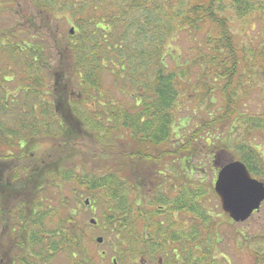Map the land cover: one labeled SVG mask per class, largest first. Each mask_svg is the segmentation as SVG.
Segmentation results:
<instances>
[{
    "label": "trees",
    "instance_id": "1",
    "mask_svg": "<svg viewBox=\"0 0 264 264\" xmlns=\"http://www.w3.org/2000/svg\"><path fill=\"white\" fill-rule=\"evenodd\" d=\"M33 1L36 12L24 15L22 27L14 25L18 34L22 32L28 39L11 30L0 33V45L8 46L3 49L5 56L22 66L25 75L19 87L30 101L24 98L26 105H19L25 111L15 114L20 132L18 139L14 138L17 141L8 139L5 154H0L1 159L14 163L9 169L14 172V181L4 192L21 190L28 182L32 186L35 167L44 170L47 158L32 160L25 153V143L34 138L65 136L75 140L81 131L97 136L101 132L116 134L115 141L119 144L120 140L121 146L105 150L104 164L77 179L79 185L87 187L92 203L101 196L105 212L102 228L111 240L112 253L119 262L128 255L130 260L143 257L152 261L163 255V264H209L214 256L202 237L213 219L201 206L202 181L192 176L195 166L206 162L199 157L212 154L215 160L217 154L232 147L238 152L237 159L264 182V153L249 139L254 131L264 133V113L250 116L238 108L236 93L243 84L240 64L245 68L249 64L227 28L221 0ZM239 1L232 0L237 9ZM250 1L243 0L247 5ZM56 12L70 25L65 35L52 23ZM180 30L189 34V65L176 63L185 54L177 43ZM177 50L182 55L176 54ZM53 55L54 62L50 63ZM258 59L263 60L259 72L264 80V48L252 57ZM2 74L10 77L9 72ZM45 74L53 81L50 109L42 98ZM104 75L111 80V91L103 85ZM124 103L126 110L122 111L120 105ZM29 123L37 127L31 131L44 130L50 124L56 129L27 135ZM237 130L247 134L243 141H231L230 135ZM54 146L58 150L59 144ZM46 152L50 160H56L51 156L52 148ZM167 163L175 164L178 179L175 176L172 187L163 186L152 202H147L143 197L165 183ZM21 165L23 174L17 177L16 167ZM175 212L192 215L187 218L191 227L180 224L173 216ZM55 215L59 216L60 240L46 244V253L30 254L27 264H47L48 252L61 247L80 253L79 225L74 219L61 218L59 211ZM135 221L140 224L136 229ZM176 226L180 234L173 233ZM252 257L254 264H264V254L256 257L254 253ZM82 261L83 257L77 263L84 264Z\"/></svg>",
    "mask_w": 264,
    "mask_h": 264
},
{
    "label": "rangeland",
    "instance_id": "2",
    "mask_svg": "<svg viewBox=\"0 0 264 264\" xmlns=\"http://www.w3.org/2000/svg\"><path fill=\"white\" fill-rule=\"evenodd\" d=\"M239 3V9L236 8V3H233L232 0H221L219 4L221 9H225L224 15L227 16V28L230 34L236 41L238 50L245 54V60L249 64V67L246 68L244 63L240 64L243 84L237 89L236 101L242 112H246L250 116L253 114L260 115L264 113V80L259 72L263 60L254 61L252 57L264 48V0H251V5L245 4L243 0H240ZM16 5L17 0H12L11 5H8L7 12L0 10V30H2L0 33L1 35L3 32L8 34L11 30L15 31L18 37L25 36L28 39L27 35L24 34L23 36L22 32L19 35L14 26L18 23L17 25L22 27L25 24V19H21L15 14ZM3 6L0 1V8L2 9ZM30 13L31 8H29L28 14ZM59 17L60 15L57 13L56 20H52V23L54 27L57 25L56 31L59 34L65 35L70 25L65 21L63 22ZM180 32L177 43L180 44L181 50L185 51V54L182 55V52L177 50L176 54L179 53L182 56L181 59L176 60V63L189 65L190 61L188 60L191 58L188 51L191 48L189 34L185 30H180ZM26 42L28 43V40ZM4 47L7 49L8 46L0 45V154H5V150L8 148L6 147L8 139L16 142L17 140L14 138L20 135L17 127L18 123L14 118L17 116L15 115L16 112L21 114L25 111V107H20L19 104L26 105L24 98L27 99L28 103L30 102L29 96L27 95V97L19 87L25 75L22 72V66H19V63L15 64L13 60L5 56L3 53ZM54 56L49 61L50 63L54 62ZM3 71L9 72L11 78L3 75ZM44 80L47 81L44 88L45 94L42 98L45 103L47 102L49 108L51 103L49 92L53 81L48 74L44 75ZM103 85L106 88L109 87L110 91L112 90L108 75L103 76ZM109 93L111 94V92ZM120 107L122 111L126 110L125 103L121 104ZM26 117L28 119L29 114H26ZM191 120H193L192 115ZM26 126L25 132L27 135L38 131L45 133L48 128L52 133L56 129V125L51 126V124L44 130L39 128L35 131H31L37 128L33 127L31 123H29V126L26 124ZM77 133L80 134V131H77ZM263 135L264 133L261 131H254L249 139L259 146L258 150L264 153ZM245 136H247L245 132L242 133L238 130L230 135L231 141L234 140V142L239 141L238 139L243 141ZM115 140L116 134L104 135L101 132V136H97L96 133L90 131H81V136L77 135L75 140H68L65 136L56 137V139L34 138L31 142L25 143L28 145L25 153L28 157H32V160L47 158L44 159V170L43 168L40 170L39 166L35 167L36 177L33 179V187L29 186L28 182L25 188L8 192H4V189L11 187L14 181V172L9 171L14 163L7 160V158L1 159L0 156V260L3 263L9 264L11 259L14 264H27L26 262L29 261L28 256L32 257L30 254L38 255L44 251L46 253V249H48L46 244L50 245L52 242L59 241L61 238V235L60 238L57 236L59 230L57 218L59 216L56 218L55 215L59 211L61 218L74 219L73 223L79 225L80 231H82V237L79 239L81 249L80 253H69L62 247L57 251L48 252L50 257L47 264H78L77 261H80L81 257H83L82 263L84 264H112V257L117 259L118 264H129V255L123 257V261L119 262L118 257L111 251V240L105 237L102 228L105 212L103 213L102 204L100 203L101 196L98 195V201L96 200L95 204L92 203L87 187L79 185V182V184L77 183V179H81L86 173H91L104 164L106 160L105 150L114 151L121 146L120 140L119 144ZM234 142L233 144H235ZM57 143L59 144L58 150L54 146ZM108 145L113 147L111 148ZM23 147L21 152H24ZM48 147L52 148L51 156H54L56 160H50V154L46 152ZM12 150L15 152L14 149ZM237 154L238 152L231 147L229 151L221 152L217 157L218 163L215 165L225 163L232 158L237 159ZM205 156L202 155L199 158L202 162L206 160L207 163L197 164L192 176L202 181L204 195L200 198L201 206L206 208L213 219L208 223L207 233L202 238L207 247L210 248L211 255L214 256V260H210L209 264H212V262L213 264H254L255 257H252V254L256 253V257H261L264 254V202L259 210L244 222L235 223L231 221L221 210L219 199L214 191L212 193L217 171L212 163L213 155L209 154L207 158ZM16 168H18L17 177H20L23 174L22 165ZM164 171L167 174L164 179L165 183L160 187L158 185L154 193L150 192V197L147 195L143 197L147 202H152V197H155L163 186L165 188L172 187L174 177L176 176L178 179L180 175V172L176 171L174 163L172 165L167 163ZM86 198L90 199L89 205L84 204ZM59 205L64 208H59ZM144 205L148 209L146 202ZM158 206L155 205L154 207L157 209ZM168 208L165 206L163 209L167 211ZM173 216L177 218L180 224L184 222L188 225L187 218L192 215L175 212ZM91 219H94L96 223L90 224ZM190 225L188 226L191 227ZM138 226L140 227L138 221L133 222L134 229ZM65 229H68V227H65ZM173 233L180 234V229L176 226ZM213 233H216L217 236H212ZM98 236L103 238L101 244L95 242V238ZM102 251H106V255L103 257L100 254ZM176 252L178 253L179 249ZM160 257L163 264L166 261L163 255L155 256L152 264H158ZM181 257L183 256L181 255Z\"/></svg>",
    "mask_w": 264,
    "mask_h": 264
},
{
    "label": "water",
    "instance_id": "3",
    "mask_svg": "<svg viewBox=\"0 0 264 264\" xmlns=\"http://www.w3.org/2000/svg\"><path fill=\"white\" fill-rule=\"evenodd\" d=\"M213 190L222 211L234 222L247 220L264 201V182L252 177L245 164L239 160L220 165ZM88 203L89 200L85 199L84 204ZM90 223L95 224V220L91 219ZM96 242L101 243L102 237H97Z\"/></svg>",
    "mask_w": 264,
    "mask_h": 264
},
{
    "label": "flooded vegetation",
    "instance_id": "4",
    "mask_svg": "<svg viewBox=\"0 0 264 264\" xmlns=\"http://www.w3.org/2000/svg\"><path fill=\"white\" fill-rule=\"evenodd\" d=\"M0 1L4 5L2 7V9L0 8V10H2V12L3 11L7 12L8 11V5H11L12 0H0ZM29 8H31L32 13L36 12V4H35V2L33 0H17V5L15 7V14L18 15L21 19H24V15L28 13ZM40 12H41V10L38 11L37 14L39 15ZM18 13H20L21 15H19ZM25 22H26V20H25ZM228 161H226V162H228ZM222 164L215 165V168H217V170H218V168ZM158 208L162 209V207H160V206ZM174 253H175V250H174ZM100 254L103 257V256L106 255V251H102ZM111 263L112 264H118L116 258H113V257L111 258ZM0 264H7V263H3V261L0 260ZM9 264H14L11 259H10ZM129 264H152V259H146V258H143V257H138V258H136L134 260H130ZM158 264H162V259L161 258L158 259Z\"/></svg>",
    "mask_w": 264,
    "mask_h": 264
}]
</instances>
